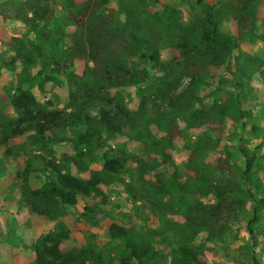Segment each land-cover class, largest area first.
<instances>
[{"label":"trees","instance_id":"trees-1","mask_svg":"<svg viewBox=\"0 0 264 264\" xmlns=\"http://www.w3.org/2000/svg\"><path fill=\"white\" fill-rule=\"evenodd\" d=\"M260 2L101 0L88 16L77 0H0L13 34L0 48L11 105L0 106V175L17 214L52 223L34 264H212L205 248L224 238L239 243L236 260L264 264ZM46 84L63 108L38 98ZM117 195L135 207L132 223L112 221L102 243L93 229ZM81 202L79 247L66 216ZM146 210L158 229L134 228Z\"/></svg>","mask_w":264,"mask_h":264},{"label":"rangeland","instance_id":"rangeland-1","mask_svg":"<svg viewBox=\"0 0 264 264\" xmlns=\"http://www.w3.org/2000/svg\"><path fill=\"white\" fill-rule=\"evenodd\" d=\"M80 3L85 5V10L88 13V16L91 15L95 8L99 11L102 9L100 6L101 0H77ZM208 2H213L214 0H207ZM260 13L264 14V0H261ZM89 18V17H88ZM12 30L9 27H5L0 22V48L3 47L5 41L12 36ZM111 45V50L114 51L116 45L120 44V40ZM99 47L103 46V42H99ZM261 48V43H256L254 49L257 50ZM166 56V52H163ZM99 66L96 68L100 70L101 64L105 61V58L102 56L98 57ZM76 65L79 68L84 67V62L77 59ZM91 66H96V62L90 63ZM7 75L0 77V106H5L11 112L10 100H2L4 96V86L7 80ZM62 89L53 84H46L43 92L36 91V94L40 100L50 99L53 101V108L60 109L65 106V101L61 95ZM261 103L257 104V119L254 122L261 124L264 120V95L260 99ZM142 150V144L136 143L131 148V151L134 153H139ZM63 152L57 151L56 155L59 158L63 157ZM22 162V157L18 158ZM176 161L180 170H183L184 166V157L176 156ZM7 170L13 171L15 169V162L7 161L5 162ZM65 166L68 167L69 163L66 162ZM101 164H94V169H100ZM1 174V173H0ZM154 176H152V179ZM35 185L39 183V180L34 179ZM12 183L8 180V175H0V264H34L35 256L33 252L32 245L36 241V238L40 233H46L52 228V223L45 221L42 218L35 217L28 214L26 210L21 211L19 214L15 211V205L12 203L10 198L9 191L12 188ZM19 196V194H16ZM11 201V202H10ZM83 203H80V206L75 207L69 210L68 215L66 216L67 224L72 228L73 237L72 241L75 245L81 247L86 244L88 239L86 236L80 234L74 228V222L78 214L82 211ZM106 210L109 214L99 226L93 229V232L97 234L99 240L102 243H107L109 241V225L112 221L119 223L123 226H129L130 222L128 217H125L124 214L134 215L135 207L129 202H127L124 196H115L112 198L111 203L106 206ZM231 230L235 232L238 225L236 222L230 221ZM223 226H226V222L222 223ZM135 229H144V228H155L160 227V221L157 218H152L150 213L146 210V213L142 215L141 218L136 219L133 222ZM241 236H245L242 234ZM237 244L233 243L231 239L224 238L222 242H215L209 244L205 249V254L207 255L209 261L212 264H251L244 262L243 260H236L235 258L240 256V249ZM264 245V241H263Z\"/></svg>","mask_w":264,"mask_h":264}]
</instances>
